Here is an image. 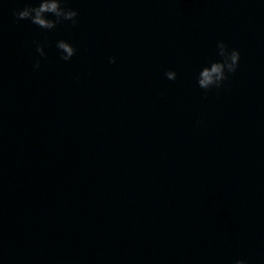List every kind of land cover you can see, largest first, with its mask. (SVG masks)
I'll return each mask as SVG.
<instances>
[{
    "label": "water",
    "instance_id": "obj_1",
    "mask_svg": "<svg viewBox=\"0 0 264 264\" xmlns=\"http://www.w3.org/2000/svg\"><path fill=\"white\" fill-rule=\"evenodd\" d=\"M30 2L0 0V264H264V2Z\"/></svg>",
    "mask_w": 264,
    "mask_h": 264
},
{
    "label": "clouds",
    "instance_id": "obj_2",
    "mask_svg": "<svg viewBox=\"0 0 264 264\" xmlns=\"http://www.w3.org/2000/svg\"><path fill=\"white\" fill-rule=\"evenodd\" d=\"M264 2V0H262ZM14 15L18 19L27 18L32 24L46 30H51L56 24L68 21L74 24L78 15L77 10L65 5L64 0H34V2L25 3L23 7L17 9ZM219 60L209 61L208 66H202L196 75V84L201 89H208L212 86H219L237 67L239 51L236 48H227L223 41L216 42ZM55 46L62 60H69L75 49L73 45L65 39H57ZM35 50L39 56L45 55L44 47L39 42H35ZM108 62H113V57H108ZM39 66V59L33 63V68ZM164 76L169 79H175L174 70L168 69ZM233 264H247V261L236 258Z\"/></svg>",
    "mask_w": 264,
    "mask_h": 264
}]
</instances>
